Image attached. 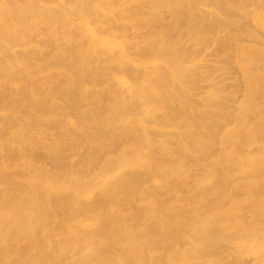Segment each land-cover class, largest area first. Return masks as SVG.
Here are the masks:
<instances>
[{
	"label": "bare ground",
	"instance_id": "6f19581e",
	"mask_svg": "<svg viewBox=\"0 0 264 264\" xmlns=\"http://www.w3.org/2000/svg\"><path fill=\"white\" fill-rule=\"evenodd\" d=\"M0 264H264V0H0Z\"/></svg>",
	"mask_w": 264,
	"mask_h": 264
}]
</instances>
